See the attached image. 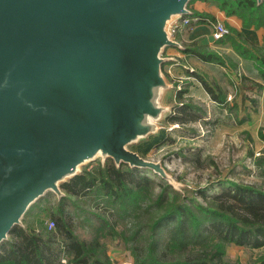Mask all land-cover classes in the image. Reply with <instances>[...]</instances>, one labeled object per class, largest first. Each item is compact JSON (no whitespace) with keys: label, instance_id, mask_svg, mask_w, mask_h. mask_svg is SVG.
I'll return each mask as SVG.
<instances>
[{"label":"water","instance_id":"obj_1","mask_svg":"<svg viewBox=\"0 0 264 264\" xmlns=\"http://www.w3.org/2000/svg\"><path fill=\"white\" fill-rule=\"evenodd\" d=\"M190 1L0 0V246L34 202L63 197L99 158L181 190L129 145L171 111L165 50L183 49L171 26L193 14Z\"/></svg>","mask_w":264,"mask_h":264},{"label":"trees","instance_id":"obj_2","mask_svg":"<svg viewBox=\"0 0 264 264\" xmlns=\"http://www.w3.org/2000/svg\"><path fill=\"white\" fill-rule=\"evenodd\" d=\"M198 2L208 6L216 4L226 15L240 20L244 28L262 32L260 43H254V48L244 44L248 42L252 45L253 42L247 41L242 31H235L241 36L240 39L232 35L229 38L242 57L254 61L263 80L255 84L263 88L264 0L260 4L257 0H191L189 7L193 10L192 17L197 18L192 21V25L215 19V15L198 6ZM201 48L187 43L184 50L224 62L219 54L205 52ZM207 88L213 92L212 86L207 84ZM182 96L183 90H179L178 97ZM214 96L220 103L226 98L220 92ZM170 120L187 121L188 117L172 116ZM260 134L264 139L262 130ZM91 166L63 183L65 195L38 212V215L43 213L54 218L56 227L49 228L44 222L45 217H42L38 221L39 226L31 222L25 227L13 228L11 237L0 246V264H62L63 256L67 257L69 264H113L103 237L118 235L133 242L135 264H234L225 258L227 243L264 247L262 190L234 183L235 187L225 192L231 201L212 196L206 205L196 196L175 190L167 182L165 185L161 183L159 194H150L155 181L148 176L140 179L126 177V169L134 170L127 164L116 166L111 159L104 163L97 159ZM256 191L261 195L253 194ZM91 193L101 197L105 211L92 213L98 223L93 227V236L91 234V238L85 239L75 232L72 220L74 213L67 203L71 200L75 204L69 194L79 198ZM199 194L207 197L204 192ZM154 205L161 210H158L152 222L136 224L131 231L125 230L129 228L121 231L116 229L118 223L127 224L140 208L150 211ZM144 227H148L146 235ZM258 264H264V251L259 253Z\"/></svg>","mask_w":264,"mask_h":264},{"label":"rangeland","instance_id":"obj_3","mask_svg":"<svg viewBox=\"0 0 264 264\" xmlns=\"http://www.w3.org/2000/svg\"><path fill=\"white\" fill-rule=\"evenodd\" d=\"M211 6L221 10L216 4L209 5V7ZM206 11L215 15L212 10L206 9ZM217 16L213 21L218 19L227 25L230 33L224 39L233 45L229 35L240 39L241 36L235 31L241 30L233 26L235 24L230 20L232 16L226 15L225 12L224 17ZM213 21L209 20L211 27ZM238 22L241 23L240 20ZM243 35L250 42H253L251 39H258L257 37L248 38L244 32ZM254 43L258 44L260 40L253 42L252 45L246 42V45L249 48H254ZM201 47L202 51L219 54L229 67L228 71L223 72V82L213 84L220 93L223 92L222 94L226 96L223 104L209 108L206 105L204 107L196 104L199 106L198 108L185 110L184 116L188 117L185 123L170 120V117L175 116L173 113L178 112V109L173 106L168 117L161 119V128L155 134L133 142L129 146L146 158L161 160L169 173L180 183L181 190L177 191L196 196L198 200L207 205L212 196H217L223 201H231L225 196V192L233 189L234 183L250 185L264 191V139L260 134L261 130L264 132V98L263 100L259 99L258 88L253 91L246 85L249 83V79L247 81L244 72L239 69L238 63L232 57L233 52L238 51L234 46H232V50L216 46ZM228 47L230 46L228 45ZM207 79L211 80L209 77ZM182 80L184 81V78ZM180 86L184 95L181 98L176 96L178 101L175 102L177 104L185 103L188 99V86L184 83ZM175 102L171 97V104ZM92 162L83 165L81 172L84 169L92 168ZM126 170L124 174L128 178L140 179L142 176L152 178L156 184L150 189V194H159L162 184L168 183L167 180L149 168ZM201 192L207 195V199L200 196L199 193ZM256 193L261 195L258 191L253 194L256 195ZM69 195L75 201V204H72L71 200H68L67 203L71 212L74 213L72 215L74 230L81 238L89 239L92 231H94L93 227L98 223L92 213L97 210L105 211L101 197H98L96 193L79 196V198L72 194ZM57 200H59L58 195L53 191H48L31 205L22 224L16 225L14 228L25 227L31 222L39 226L38 221L42 217H45V224L51 220L54 221V218L43 213L38 215V212L49 203L55 204ZM39 206L42 207L39 208ZM158 210L161 209L156 208L155 205L150 211L140 208L138 214L132 216L127 224L125 222L118 223L116 229L121 231L129 228L125 230L131 231L136 224L142 225L145 222H152L156 218ZM119 221L121 222L122 219ZM54 227H56V223L52 228ZM144 228L146 235L148 227ZM10 237L11 235L8 238ZM103 239L107 243L113 264H122L126 258L131 259V261L134 260L132 241H128L120 235L116 237L105 236ZM263 250L264 247L229 242L227 243L225 258L234 264H258L259 253ZM62 258H66L65 262L61 259L62 264H69L67 257L63 256Z\"/></svg>","mask_w":264,"mask_h":264},{"label":"crops","instance_id":"obj_4","mask_svg":"<svg viewBox=\"0 0 264 264\" xmlns=\"http://www.w3.org/2000/svg\"><path fill=\"white\" fill-rule=\"evenodd\" d=\"M197 5L210 11L212 10L215 16L218 15L217 17H224V12L219 10L215 6L209 7L207 4L201 2H198ZM230 20H232V23L235 24L233 25L234 27H238V29L244 32L246 37L258 38L251 39V41L255 42L260 40L262 35V32L260 30L254 28H243L236 17H231ZM193 26L194 25L192 24L184 26L176 34L175 38L182 42L184 46L183 49L175 46H169L165 51L166 56H171L172 58L171 60H168L164 63V71L168 77V80L170 81V83H172V86L165 92L163 100L164 103L170 105L171 108L174 106L178 109V112L173 113V115H175L176 117H182L185 114L186 109H195L199 107L198 105H203L204 107L206 105V107L209 108L223 104L220 103L214 96L217 95L220 91H218L213 84L216 85L220 84V82H223V72L228 71L229 69L226 61L221 63L217 60H211L207 57L201 56L193 51H185L184 49L187 45V42L191 43V45L194 44L203 47L216 46L219 48L224 47L225 49L230 48L231 50L233 48V45H231V43L224 38L218 41L213 40L211 34L212 27L207 21L196 23L195 26ZM228 45L230 47H228ZM246 46L248 47V45ZM232 57L234 61L238 63L239 69L244 72V77L247 78V81L249 79V83L251 84H246L248 88H251L253 91H256L258 88V93L260 95L259 99L263 100L264 87L260 88L255 84L256 81L263 82V80L259 74L258 69L254 65V61L248 58H243L239 54V51L233 52ZM207 77H209L211 80L207 79ZM182 78H184V81L182 80ZM183 83L184 85L188 86V101L186 100L185 103L177 104V102L175 101L177 100L176 96L178 97V91L183 90L182 88L178 89V86ZM207 84L212 86L213 92H210L208 90ZM171 97H173V100L175 102L173 104H171ZM189 104H191V106H189ZM174 122L185 123L186 121ZM122 264H135V261H131V259L126 258L125 260H123Z\"/></svg>","mask_w":264,"mask_h":264},{"label":"built area","instance_id":"obj_5","mask_svg":"<svg viewBox=\"0 0 264 264\" xmlns=\"http://www.w3.org/2000/svg\"><path fill=\"white\" fill-rule=\"evenodd\" d=\"M193 20H197V18L192 17V15H186L182 18H180L179 20H177L172 26H171V33L172 36L175 38L177 32L184 26L187 25H191ZM212 38L215 41L221 40L222 38H224L226 35H228L230 33L229 28L227 27V25L221 21V20H215L212 23ZM176 39V38H175ZM181 86H178V89H180ZM54 221L51 220V222H48V227L52 228L54 225ZM62 261L65 262L66 258H62Z\"/></svg>","mask_w":264,"mask_h":264}]
</instances>
